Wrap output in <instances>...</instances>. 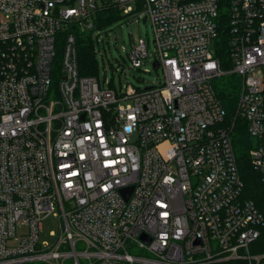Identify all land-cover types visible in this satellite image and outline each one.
<instances>
[{"label":"built area","instance_id":"built-area-1","mask_svg":"<svg viewBox=\"0 0 264 264\" xmlns=\"http://www.w3.org/2000/svg\"><path fill=\"white\" fill-rule=\"evenodd\" d=\"M105 1L151 23L153 60L143 37L128 58L158 62L162 83L80 73L102 0H0V264H264L251 251L264 215L242 198L235 121L214 87L240 78L235 119L264 184V0ZM50 214L60 230L43 247Z\"/></svg>","mask_w":264,"mask_h":264},{"label":"rangeland","instance_id":"rangeland-1","mask_svg":"<svg viewBox=\"0 0 264 264\" xmlns=\"http://www.w3.org/2000/svg\"><path fill=\"white\" fill-rule=\"evenodd\" d=\"M229 2V0H225ZM227 10V6L223 5ZM107 14H111L107 12ZM115 19L105 25L99 26L96 23L94 31H86L83 35L82 44L88 41L95 44L97 50L96 74L102 87H114L117 89L133 86L144 89L149 85H156L163 82L161 69L156 70L153 64L145 61L140 69L131 68L128 53L132 44L139 37L146 39L151 60L154 58L155 42L151 23H146L141 18L140 21L134 20L132 15H126L123 10L113 12ZM253 139V138H252ZM60 230L59 218L50 214L44 218L39 237L43 247L53 244ZM18 234L27 232V227L23 224L17 226ZM253 246V245H252ZM252 251V247H251ZM135 255H146L142 249H133ZM34 264H43L35 262Z\"/></svg>","mask_w":264,"mask_h":264},{"label":"trees","instance_id":"trees-1","mask_svg":"<svg viewBox=\"0 0 264 264\" xmlns=\"http://www.w3.org/2000/svg\"><path fill=\"white\" fill-rule=\"evenodd\" d=\"M102 3L103 5H101L95 17V22L99 26L114 21L115 15L113 12L117 10L119 11V9L107 3L105 0H102ZM107 12H110L111 14H107ZM221 18V52H219V57H221V60H223L229 52V38L227 29L228 18L225 16V14H223ZM82 41L83 39L80 43H82ZM97 57V53L95 52L91 41H88V43L84 45L81 44V49L79 52L80 73L83 75L96 76L98 72ZM228 67L229 65H224V68ZM214 87L217 96L226 111V117L228 121H230V123L235 121L232 134L238 165L242 179L244 181L242 198L245 200H252L259 211L264 215V184L262 181V175L255 169L249 154L253 139L247 132L245 122H243L241 118L235 119L238 98L241 91V80L233 73L227 74L217 78L214 81ZM252 245V253H264V225L260 228V236ZM234 263L235 262H229L228 264Z\"/></svg>","mask_w":264,"mask_h":264},{"label":"water","instance_id":"water-1","mask_svg":"<svg viewBox=\"0 0 264 264\" xmlns=\"http://www.w3.org/2000/svg\"><path fill=\"white\" fill-rule=\"evenodd\" d=\"M145 21H146V19H144V22H145ZM154 67H155V68H158V62H155V63H154ZM132 189H133V186L122 189V193H123V195H124L126 198H128V196H129L130 192L132 191Z\"/></svg>","mask_w":264,"mask_h":264}]
</instances>
